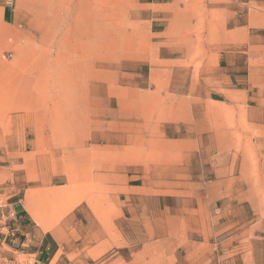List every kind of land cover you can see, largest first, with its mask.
I'll use <instances>...</instances> for the list:
<instances>
[{
    "label": "rangeland",
    "instance_id": "obj_1",
    "mask_svg": "<svg viewBox=\"0 0 264 264\" xmlns=\"http://www.w3.org/2000/svg\"><path fill=\"white\" fill-rule=\"evenodd\" d=\"M78 1L81 4L82 0H0V110L7 105L12 123L4 115L0 116V209L9 207L8 196L18 192L28 210L38 213L40 218V222L32 219L34 227L29 231H20V243L40 229L42 243L36 248H41L52 232L61 238L58 228L63 225L68 240L64 244L59 242L63 244L59 256L65 252L64 264H143L144 258L149 260L150 255L154 258L153 264H264V117L247 121L249 126L244 130L242 144L246 158L241 152L234 157V149L217 150L210 155L202 150L201 159L197 157L195 163L191 160L190 165L185 166L182 165L186 162L183 152L169 147L167 156L163 155V163L172 174L157 177L155 184L147 181L154 185L149 192L153 195L146 197L144 204L137 199L132 214L122 215L113 198L118 190L112 185L116 183L114 179L120 180L127 171L120 172L121 177L117 173L113 178V171L107 168L118 151L107 148L103 140L90 142L95 149L85 163L77 164L75 169L79 172L72 182L43 184L38 180V159L44 142L32 144L35 137H26L28 128L23 123V112L16 109L20 106V77L26 70L20 67L23 46L43 47L53 39L56 48L64 50L74 44L75 47H81V44L106 47L114 42L122 53L121 65L127 68L117 70L113 94L107 99L108 102L113 100L108 103L109 108L116 109L119 100L125 99L126 92L133 94L136 90V94H145L146 100L155 102L160 110L164 103L171 105L173 99L162 101L166 91H157L156 84L162 81V88L168 86L173 93L174 82L183 79L181 94H175L182 102L175 104H179L188 117L196 105L192 99V83L199 81L194 97L206 126L200 130L206 142L216 123L226 128L232 122L240 125L246 120L241 116L246 106L255 113L258 106V111L264 113V42H258L259 35L264 36V3L254 0H177L180 11L170 21L168 31L157 35L141 17L138 0H85L83 5ZM116 13H119V20L113 23L110 20ZM56 14L58 20L49 22ZM101 23L102 27H99ZM50 24H54L53 31L58 29L60 34L45 37ZM70 31L74 32L73 44L69 42ZM254 47H258L259 52ZM179 49L181 51L176 53ZM107 84L110 85L108 81ZM211 96L222 102L210 104ZM102 118L107 122L111 120L106 116ZM188 120L180 119L184 121L181 129L184 135L186 131L193 132V125L187 123ZM116 130H125L134 137L137 127H117ZM103 131L111 132L108 124H104ZM142 133L149 138L150 131ZM143 150H146L145 155H140V149L126 153L130 161H148L150 150ZM242 169L248 171L242 173ZM137 174L149 177L147 171ZM234 180L238 184L235 185ZM222 182L234 192L233 196L219 198L217 202L220 205L223 200L229 201L232 212L224 213L217 206L206 208L205 205L202 213L206 209L218 217L225 230L206 238L198 237L192 225L183 222L188 214L198 209L199 199L192 195L197 189L206 192ZM126 196H121L122 202ZM144 205L149 214L155 210L168 214L177 221L176 228H167L161 233L155 221L143 219ZM81 208H87L90 217L83 218V224L71 220ZM131 223H134L133 228L129 226ZM136 224L139 230H136ZM2 228L0 242L5 238L4 242L11 244L17 234L13 236L8 224ZM173 232L176 238L170 241ZM137 233L143 237L147 234V239L137 241ZM225 234L231 237L234 246L239 245L231 254H225L220 246H216L226 238ZM88 240L90 242H86ZM5 249L10 251L8 247ZM25 261L26 258L20 256V264ZM30 263L33 264V260ZM0 264L4 263L0 260Z\"/></svg>",
    "mask_w": 264,
    "mask_h": 264
},
{
    "label": "crops",
    "instance_id": "obj_2",
    "mask_svg": "<svg viewBox=\"0 0 264 264\" xmlns=\"http://www.w3.org/2000/svg\"><path fill=\"white\" fill-rule=\"evenodd\" d=\"M254 1L256 3H264L263 0ZM83 3H85V0H82L81 4H79L83 5ZM138 4L141 9V17L150 24L153 34L157 35H163L168 31L170 21L180 11L177 7V0H138ZM58 16L57 14L55 16L52 15L49 18V22H55V20H58L56 19ZM118 20L119 13H116L110 21L115 23L114 21ZM49 26L50 31L45 37L56 36V29L53 31L55 25L50 24ZM99 27H102V23ZM73 33L72 31L68 33V35H71L69 42L72 44ZM259 38L258 42L263 43L264 36L259 35ZM40 42L41 40L37 43ZM50 42V44L43 47L41 45L37 46L34 44L35 46H30L27 44L20 49V53L23 55L20 67L26 69L20 77V111L23 112V123L28 128L26 137L31 135L35 137L36 140L32 144H35L36 141L44 142L43 152L38 159L39 182L43 184L72 182L73 177L79 172L75 169L77 164L85 163L91 154L90 152L95 149L94 145L91 144L90 146V142L103 140L108 146L107 148L118 151L114 155L112 164L107 165V168L113 171V178H115V174L119 173L118 175H120V172L127 171L122 177L120 175V180L114 179L113 181H116V183L114 182L112 185L114 190H118L113 195L115 203L119 204L118 212L125 215L126 213L132 214L134 207L137 206V199H139L141 204H144L146 197L149 198L153 195H149V192H152L154 185L150 182L147 183V181H152L155 184L156 181L154 180L157 177L172 174L163 163V155L167 156L169 147H176L183 152L182 156L183 159H186V162H183L182 165L186 164L185 166H189L191 160L195 163L194 160L197 157L201 159L204 152L210 155L214 151L223 149H234L236 151L234 157L241 152L243 157L246 158L242 147L244 130L248 128L250 118L264 117V113L258 111V106L255 108L257 110L256 113L255 110H250L249 106H246V109L241 112V116L246 120L243 119L244 121L240 125L232 122L224 128L222 124L216 123L214 132H210L208 140L204 142L200 130L206 126L201 120V110L194 97L199 81L198 83L194 81L192 83L194 85L192 99L196 105L194 104L193 112L188 117L182 107L180 108L179 104H175L177 101L182 102V99L180 100L176 95L181 94V86L184 84L182 82L183 79H178L174 82L171 88L173 93H170L168 86L162 88L161 85H164L162 81L156 84L157 91H162L163 89L166 91L165 97H161L162 101L173 99L171 105L169 104L168 106L163 102L165 107L162 106L160 110L155 102L150 103V100H146L145 94H136V90L133 94L132 92H126L125 99L123 101L119 100L118 107L110 109L108 103H112L113 100L111 99L108 102L107 99L113 94V84L117 80V70L127 68V66L121 65L122 53L118 49L119 46L114 42L110 45L111 47L107 45L102 47L98 44L90 47L81 44V47H75L74 45L76 44H74L72 45L73 47L70 46L64 50H58L56 45H54L55 41L52 39ZM254 49L259 52L258 47H254ZM180 51L179 49L175 52L178 53ZM107 81L110 85L107 84ZM247 91L249 93L250 89ZM208 101L214 105L222 102L221 99L213 96ZM150 107L151 109H149ZM2 110H0V116L4 115L9 119L10 112L7 105L3 106ZM170 115L174 117H170ZM104 116L110 117V122L105 121L102 118ZM161 118H164V120H161ZM181 118L183 120L190 119L187 123L193 125V132L186 131L185 135L181 133V129L184 126V121H180ZM133 119L138 121L133 122ZM8 122L12 125L10 119ZM104 124L109 125L111 132L103 131ZM133 125L137 127L134 137L125 132V130H116L117 127L121 129V127L126 128ZM145 130L150 131L147 139L145 138V133H142ZM181 136L182 138L180 139L179 137ZM25 147L27 146L25 145ZM131 149L142 150L140 155H145L143 152L146 150L143 149H149V158L147 159L149 162L146 160L139 162L130 161L126 151ZM158 150L160 151L158 152ZM24 159L28 161L26 157ZM50 160L52 161L51 164L49 163ZM143 161L144 163H140ZM182 170H184L183 167ZM233 170L234 168L231 170L232 173ZM146 171L149 173L147 178L137 174L141 172L144 174ZM247 171L242 169V173ZM131 172L134 173L130 174ZM139 181H142L143 184H138ZM234 182L235 185L238 184L237 180H234ZM217 186L215 185L211 189L206 190V192L201 189L195 190L192 196L195 199H199L198 209H194L195 212L188 214L185 221H183L184 219L182 220L185 224L192 225L193 231L198 234V237L204 236L206 238L213 234L223 233L225 230L218 217L208 213L206 209L202 213V207L205 205H207L206 208L217 206L224 213L232 212V209H230L232 205L229 201L223 200L220 205H218L217 201L219 198L233 196L231 195L234 192L233 189L228 188L226 182L219 183ZM123 194L127 196L122 202L121 196ZM8 197L7 203L9 207L0 209V228H6H2V226L8 224L13 231V236L15 234L17 236L15 239H11V244H6L4 242L5 238L1 240L0 260L2 263L20 264V256H24L26 258L24 264H31L32 260L33 264H64L65 252L63 251L60 256L59 252L62 250L64 241L68 240V238H65V227L62 225L58 228L61 229V238L57 233L52 232L41 248H36V245L40 246L42 243L40 229L34 232L33 237L27 238L20 243V231H29V229L34 227L32 219L40 222V218L38 213L35 214L34 211L28 210L27 204L19 197L18 192ZM160 198L162 197L160 196ZM143 209V219L145 221L150 219L155 221L161 233H164L167 228L171 230L176 228L177 221L171 219L168 214L156 210L149 214L146 205L143 206ZM27 210L31 217L28 215ZM76 212H74L76 217L71 218L72 221L76 219L83 224V218L89 217L87 208H81ZM90 220L92 221L93 218ZM133 224L129 225L130 228L134 227ZM212 224H215L214 228L211 227ZM135 228L136 230L140 229L137 224ZM175 234V232L171 234L170 241H174L176 238ZM146 236L147 234L143 237V235L137 233L136 240L142 242L147 239ZM226 236L225 234L224 237ZM91 237L94 238V235ZM93 238L89 240L92 241ZM89 240L86 242H90ZM216 246H220V249L225 254H231L239 245L234 246L231 237H226L220 240ZM6 247L10 251L6 250ZM147 252L151 254V251ZM145 258L142 261L143 264L154 263L152 255H150L149 260Z\"/></svg>",
    "mask_w": 264,
    "mask_h": 264
},
{
    "label": "bare ground",
    "instance_id": "obj_3",
    "mask_svg": "<svg viewBox=\"0 0 264 264\" xmlns=\"http://www.w3.org/2000/svg\"><path fill=\"white\" fill-rule=\"evenodd\" d=\"M60 32H61L60 30L58 31V29H56V33H55V35H56L57 33L60 34ZM62 32H63V30H62ZM55 67H56V66H55ZM85 70H86V69H85ZM80 71H81V70H80ZM85 72H86V71H85ZM78 73H79V72H78ZM78 76H79V75H78ZM83 78H84V77H83ZM80 80H81V79H80ZM83 83H84V82H83ZM84 84H85V83H84ZM78 88H79V87H78ZM78 88H77V89H78ZM75 89H76V87H75ZM81 90H83V89H81ZM76 93H78V92H76ZM76 93H75V94H76ZM75 97H76V95H75ZM75 99H76V98H75ZM16 109L20 111V106H17ZM16 109H15V111H16ZM76 119H77V118H76ZM63 123H64V122H63ZM80 123H82V122L80 121ZM77 125H78V124H77ZM79 125H80V124H79ZM79 127H80V126H79ZM76 129H77V128H76ZM79 129H80V128H79Z\"/></svg>",
    "mask_w": 264,
    "mask_h": 264
}]
</instances>
